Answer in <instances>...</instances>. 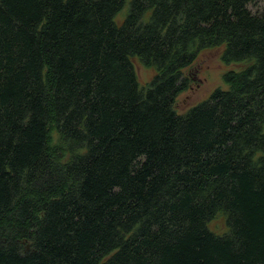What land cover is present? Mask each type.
Listing matches in <instances>:
<instances>
[{
  "label": "trees",
  "instance_id": "trees-1",
  "mask_svg": "<svg viewBox=\"0 0 264 264\" xmlns=\"http://www.w3.org/2000/svg\"><path fill=\"white\" fill-rule=\"evenodd\" d=\"M0 264H264V0H0Z\"/></svg>",
  "mask_w": 264,
  "mask_h": 264
},
{
  "label": "rangeland",
  "instance_id": "rangeland-1",
  "mask_svg": "<svg viewBox=\"0 0 264 264\" xmlns=\"http://www.w3.org/2000/svg\"><path fill=\"white\" fill-rule=\"evenodd\" d=\"M126 12V6L117 14L116 20L120 19ZM224 44L202 49L194 62L185 69L191 75L190 87L181 92L175 102L177 113H186L191 107L208 98L215 88L227 89L228 85L223 79L228 70H239L241 62L224 63L221 59ZM137 75V81L142 88L148 84L155 70L145 66L137 57L132 59ZM209 228L217 233L225 229L224 219L220 215L209 223Z\"/></svg>",
  "mask_w": 264,
  "mask_h": 264
}]
</instances>
